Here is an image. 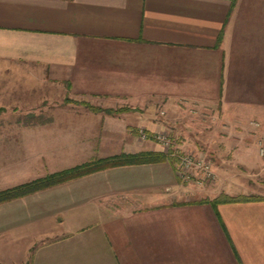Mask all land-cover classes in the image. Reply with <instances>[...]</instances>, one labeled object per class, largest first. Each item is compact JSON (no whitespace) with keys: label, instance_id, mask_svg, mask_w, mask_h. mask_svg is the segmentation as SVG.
<instances>
[{"label":"crops","instance_id":"1","mask_svg":"<svg viewBox=\"0 0 264 264\" xmlns=\"http://www.w3.org/2000/svg\"><path fill=\"white\" fill-rule=\"evenodd\" d=\"M0 88L85 109L53 122L71 126L67 160L1 189L94 158L159 151L139 128L209 143L217 177L202 191L177 180L166 159L2 202L31 205L21 225L4 227L25 239L22 264H264V193L209 201L264 192V0H0Z\"/></svg>","mask_w":264,"mask_h":264},{"label":"rangeland","instance_id":"2","mask_svg":"<svg viewBox=\"0 0 264 264\" xmlns=\"http://www.w3.org/2000/svg\"><path fill=\"white\" fill-rule=\"evenodd\" d=\"M11 89L14 88L3 87L2 90ZM0 107L3 109L0 111V189L21 182L26 178L36 177L50 167L59 166V156L61 160H67L66 154L63 152L67 153L68 148L71 145L74 146L75 142L69 143L68 140H64L62 133L70 129L71 126L54 125L53 122L68 119V116H82L81 114H84L85 109L77 102L67 98L62 102H47L41 94H12L0 90ZM72 128L80 129L81 126ZM160 131L168 133L174 140V145L179 149L186 152L205 153L207 160L213 164V158L209 155L211 153H208L210 150L206 148L209 143L178 141L169 131ZM139 140L143 142L147 139ZM80 143L78 142V145H81ZM86 144L88 147L91 145V143ZM86 144L83 143L82 145L86 147ZM156 144L159 151L164 152L163 148L158 143ZM82 150L83 147H80L79 152ZM85 152L88 151L85 150ZM240 176L245 177V174L241 173ZM189 184L200 188L202 191L215 187L214 181ZM257 189H252L251 186L248 189L243 188L239 192H244V194L237 195L260 197V194L264 192L261 188ZM198 196L201 197L200 194ZM26 203L25 199H18L0 205V264H22L25 259V249H22L25 246V239L14 238L12 233H16V231L10 230V232L4 227L22 224L25 219V208L31 206L30 202ZM21 230L25 231L24 229Z\"/></svg>","mask_w":264,"mask_h":264},{"label":"trees","instance_id":"3","mask_svg":"<svg viewBox=\"0 0 264 264\" xmlns=\"http://www.w3.org/2000/svg\"><path fill=\"white\" fill-rule=\"evenodd\" d=\"M2 110L3 109L0 107V111ZM91 110H96V109L91 108ZM166 159L170 160L173 166V159L169 157L167 153L160 151H139L135 153L120 152L116 155H112L108 157L94 158L89 161L76 164L74 166L64 168L46 174L44 176L37 177L35 179L1 189L0 203L15 198H19L31 192L53 186L67 180L78 178L105 168L121 166V165L158 162ZM256 199H260V197L251 196V195L229 196L226 194H220L209 201L212 204H216L221 202L250 201Z\"/></svg>","mask_w":264,"mask_h":264},{"label":"built area","instance_id":"4","mask_svg":"<svg viewBox=\"0 0 264 264\" xmlns=\"http://www.w3.org/2000/svg\"><path fill=\"white\" fill-rule=\"evenodd\" d=\"M253 124L256 126V123ZM137 136L139 139H151L163 148V151L173 159L174 175L180 182L201 184L215 181L216 175L205 153L179 149L169 134L163 131L147 133L143 129H138ZM256 151L260 157H264V136L257 140Z\"/></svg>","mask_w":264,"mask_h":264}]
</instances>
